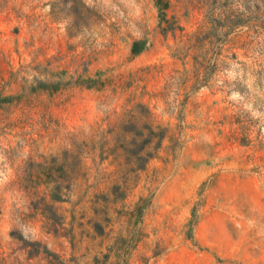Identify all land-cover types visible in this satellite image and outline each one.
Listing matches in <instances>:
<instances>
[{
	"label": "rangeland",
	"instance_id": "rangeland-1",
	"mask_svg": "<svg viewBox=\"0 0 264 264\" xmlns=\"http://www.w3.org/2000/svg\"><path fill=\"white\" fill-rule=\"evenodd\" d=\"M0 264H264V0H0Z\"/></svg>",
	"mask_w": 264,
	"mask_h": 264
},
{
	"label": "trees",
	"instance_id": "trees-1",
	"mask_svg": "<svg viewBox=\"0 0 264 264\" xmlns=\"http://www.w3.org/2000/svg\"><path fill=\"white\" fill-rule=\"evenodd\" d=\"M157 1H159V0H157ZM156 4L159 6V2H156ZM164 7H167V4H165ZM161 11H162V10L160 9V12H161ZM136 46H137L136 43L133 44V46H132L131 53H132L133 55H137V54H139V53L142 51V49H141V50H136Z\"/></svg>",
	"mask_w": 264,
	"mask_h": 264
}]
</instances>
